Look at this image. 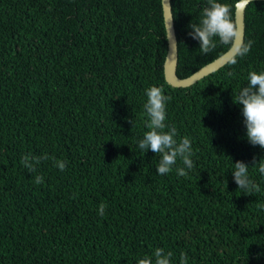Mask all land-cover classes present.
Returning <instances> with one entry per match:
<instances>
[{
  "label": "trees",
  "instance_id": "16d2710c",
  "mask_svg": "<svg viewBox=\"0 0 264 264\" xmlns=\"http://www.w3.org/2000/svg\"><path fill=\"white\" fill-rule=\"evenodd\" d=\"M239 1L217 0L235 21ZM171 3L188 78L231 47L216 38L205 55L189 36L207 0ZM247 41L235 64L178 88L165 77L163 0H0V264H138L157 248L171 264L182 253L188 264H264V175L252 167L264 149L233 102L264 71V1L247 7ZM152 86L171 97L164 131L191 140L185 176L179 159L158 175L160 155L138 149ZM45 153L35 172L21 163ZM238 161L258 191L238 189Z\"/></svg>",
  "mask_w": 264,
  "mask_h": 264
},
{
  "label": "clouds",
  "instance_id": "9594fccd",
  "mask_svg": "<svg viewBox=\"0 0 264 264\" xmlns=\"http://www.w3.org/2000/svg\"><path fill=\"white\" fill-rule=\"evenodd\" d=\"M207 7L201 11V19L199 23L191 22L189 28V36L199 42V50L207 55L216 47V38L220 43L235 47L236 52L240 56L248 54L252 48V41H243L241 27L233 19L231 8L217 2V0H207ZM170 38L172 39L171 24L168 25ZM236 59H232L231 63L235 64ZM227 75L232 76L229 72ZM248 85L243 87L235 101L236 105L242 106V116L246 127V136L249 143L253 146H259L264 149V71L257 73L251 71L248 76ZM147 102L144 104V110L148 116L147 128L149 131L144 133L143 139L138 141V149L143 153L151 150L155 154L160 155V160L157 166L158 175H165L173 170L179 159L184 167L176 168L179 176L187 175L186 170H191L194 167L192 156L193 149L190 138L183 137L179 141L176 139L177 130L172 127L168 131L165 121L167 119V103L171 100L170 96L164 94V90L160 87L152 86L146 90ZM132 123V121H129ZM134 127V125H133ZM50 157L47 153L43 156L33 157L25 155L21 158V163L29 172H35L36 166L41 160H48ZM54 165L61 171H64L67 162L56 160L51 157ZM254 166H258V171L264 175V159L258 163L254 160ZM249 165L243 161L234 163V171L232 175L238 189H243L246 192L258 191L259 187L249 177ZM43 177L37 175L35 177L36 184H42ZM107 205L101 203L98 208V214L103 216ZM155 260L152 257L145 256L139 259L138 264H171L172 253H165L163 249L157 248L154 251ZM180 264H188L186 254H181Z\"/></svg>",
  "mask_w": 264,
  "mask_h": 264
},
{
  "label": "water",
  "instance_id": "95a60500",
  "mask_svg": "<svg viewBox=\"0 0 264 264\" xmlns=\"http://www.w3.org/2000/svg\"><path fill=\"white\" fill-rule=\"evenodd\" d=\"M253 1L264 0H240L236 4V23L241 27L243 41L245 42L246 35V10L248 5ZM164 18L168 38V54L164 63L165 77L169 84L174 87H190L202 78L220 70L228 64L238 53L235 47H231L223 56L216 59L214 62L202 67L196 73L188 78H180L177 70L179 64V39L175 27V19L173 14V6L171 0H163ZM171 24L172 39L170 38L168 25Z\"/></svg>",
  "mask_w": 264,
  "mask_h": 264
},
{
  "label": "bare ground",
  "instance_id": "6f19581e",
  "mask_svg": "<svg viewBox=\"0 0 264 264\" xmlns=\"http://www.w3.org/2000/svg\"><path fill=\"white\" fill-rule=\"evenodd\" d=\"M101 84V83H100ZM102 135V134H101Z\"/></svg>",
  "mask_w": 264,
  "mask_h": 264
}]
</instances>
